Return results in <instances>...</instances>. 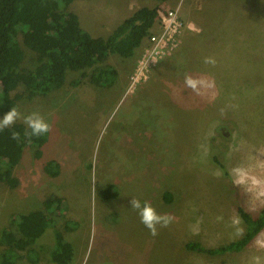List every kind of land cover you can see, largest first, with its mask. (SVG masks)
Returning a JSON list of instances; mask_svg holds the SVG:
<instances>
[{
    "label": "rangeland",
    "instance_id": "1",
    "mask_svg": "<svg viewBox=\"0 0 264 264\" xmlns=\"http://www.w3.org/2000/svg\"><path fill=\"white\" fill-rule=\"evenodd\" d=\"M143 7L176 12L182 23L178 47L146 81L130 88L139 47L127 59L108 57L118 72L110 88L75 85L83 74L67 71L64 85L50 93L16 90L18 111L39 113L51 129L42 160L25 148L13 170L18 187L0 185V230L57 197L54 225L35 246L40 264H52L56 232L72 248L68 264H264V230L239 253L212 256L186 247L235 241L244 230L238 208L252 216L264 209V0H84L69 10L93 37H107ZM20 43V68L34 70L37 55L21 37ZM237 66L249 73L246 83L224 86L239 77ZM186 77L205 85L194 91ZM49 159L61 165L56 178L42 171ZM108 186L117 196L106 200L100 191ZM131 198L172 221L151 235L130 209Z\"/></svg>",
    "mask_w": 264,
    "mask_h": 264
},
{
    "label": "trees",
    "instance_id": "2",
    "mask_svg": "<svg viewBox=\"0 0 264 264\" xmlns=\"http://www.w3.org/2000/svg\"><path fill=\"white\" fill-rule=\"evenodd\" d=\"M75 1L84 0H0V113L18 108L21 95L16 90L21 86L29 95L47 94L64 85L67 71L83 74L75 85L90 83L112 87L118 72L106 63L108 57H132L159 18L157 8L143 7L124 19L109 36L93 37L82 28L77 14L69 10ZM20 37L22 44L37 55L34 70L20 68L25 56ZM86 71L88 74L84 75ZM28 131V126L20 122L0 130V185L10 189L18 187L13 170L20 163L25 148L33 150L37 161L42 160V148L49 132L39 139H29L25 136ZM13 132L20 133L19 140L12 138ZM42 171L48 178H56L61 165L55 159L45 160ZM100 194L106 200L117 196L112 186ZM163 196L168 202L172 200L170 192H164ZM59 203L61 199L57 197L47 198L43 203L44 211L20 214L11 219L10 226L0 230V264H16L22 259L28 264H40L39 250L35 246L54 225L51 215ZM238 213L244 227L239 239L213 249L191 242L187 249L212 256L243 251L264 230V209L255 216L240 208ZM71 259V246L56 232L48 260L52 264H68Z\"/></svg>",
    "mask_w": 264,
    "mask_h": 264
},
{
    "label": "clouds",
    "instance_id": "3",
    "mask_svg": "<svg viewBox=\"0 0 264 264\" xmlns=\"http://www.w3.org/2000/svg\"><path fill=\"white\" fill-rule=\"evenodd\" d=\"M185 83L194 91L198 90V87L205 85V81L191 77H186ZM17 120H22L23 123L30 129V131L25 133V136L29 139L33 137L39 139L40 137L46 135L51 129L50 124L39 113L33 112L27 115H22L16 107H13L6 114H4L2 118H0V130L11 126ZM12 138L19 140L20 133L13 132ZM129 203L130 209L137 212L141 223L145 225L150 234L153 236L158 234L157 225L160 227H167L173 219L170 215L158 214L155 208L148 201L131 198Z\"/></svg>",
    "mask_w": 264,
    "mask_h": 264
},
{
    "label": "built area",
    "instance_id": "4",
    "mask_svg": "<svg viewBox=\"0 0 264 264\" xmlns=\"http://www.w3.org/2000/svg\"><path fill=\"white\" fill-rule=\"evenodd\" d=\"M158 32L143 40L142 55L137 61L131 76L130 88L147 80V74L163 57L170 56L178 47L182 23L176 12L165 11L159 13Z\"/></svg>",
    "mask_w": 264,
    "mask_h": 264
},
{
    "label": "crops",
    "instance_id": "5",
    "mask_svg": "<svg viewBox=\"0 0 264 264\" xmlns=\"http://www.w3.org/2000/svg\"><path fill=\"white\" fill-rule=\"evenodd\" d=\"M156 26H157V24H156ZM155 26V27H156ZM154 27V28H155ZM153 28V29H154ZM235 40V39H234ZM144 43V42H143ZM143 43H142V46H143ZM142 46H140V49H142ZM228 50H229V48H228ZM232 55L231 53H228V55ZM245 54H252V53H242L241 55H245ZM256 55H258V54H256ZM259 56V55H258ZM252 57L253 56H250V57H244L245 59H252ZM236 60H239L238 59V57L236 58ZM258 66H261V64L260 63H258ZM257 66V67H258ZM231 68V67H230ZM232 68H234V69H237V71H238V78H236V79H232V80H226L227 82L226 83H224L223 85L224 86H232V85H235V86H241V85H244L243 83H246V80H243V78H245V76H247V75H249V73L246 71V69H243V68H245V67H242V66H237V67H232ZM228 74V73H227ZM247 79V78H246ZM207 80V79H206ZM223 80V79H222ZM236 81H239L240 83H237ZM235 86H233V87H235ZM250 86H255V85H250ZM262 86V85H261Z\"/></svg>",
    "mask_w": 264,
    "mask_h": 264
}]
</instances>
